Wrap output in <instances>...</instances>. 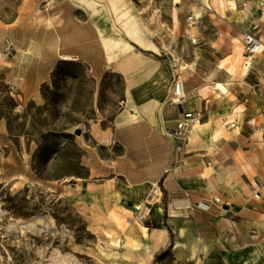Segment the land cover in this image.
I'll return each mask as SVG.
<instances>
[{
  "label": "rangeland",
  "instance_id": "374dc122",
  "mask_svg": "<svg viewBox=\"0 0 264 264\" xmlns=\"http://www.w3.org/2000/svg\"><path fill=\"white\" fill-rule=\"evenodd\" d=\"M238 1L244 5L242 0H224V6L220 0H207L212 10L207 8L201 19L188 21L205 1L133 0L162 57L185 54L188 42L205 43L208 50L215 45V26L220 19L214 10L220 11L224 21L239 20L241 27H245L244 20L251 22L243 31L223 24V36L221 31L217 35L228 43L227 51L246 32L264 40V0H250L254 8L247 18L223 13L235 8ZM31 3L0 0V57L9 51L5 49L8 23L20 22L26 13L35 21L36 7ZM121 90L120 78L91 71L79 61L58 62L34 98L22 95L13 81L0 73V264H111L112 260L102 255L115 250L109 232H118L116 250L121 252L124 234H130L132 226H148L150 209L156 203L162 208L164 194L158 180L145 183L149 189L144 200L134 203L144 177L138 168L156 160L160 147L149 139L133 152L118 139L122 136L112 131L111 119ZM203 95L210 100L215 94ZM219 118L213 119L212 126L221 131L215 162L234 182L228 198L243 191L252 196L254 204L231 211V200L220 197L215 202L213 197L195 208L204 245L189 264L206 260L213 264H264V108L234 127L227 118ZM198 120L202 123L204 114ZM125 154L136 164V172L122 159ZM255 195L260 200L255 201ZM137 205L139 209L134 210ZM145 207L147 214L140 223L138 217ZM121 216L128 220L124 230L118 224ZM133 252L131 259L123 262L118 254L115 261L143 262L141 248ZM142 264H172V258L168 252H159Z\"/></svg>",
  "mask_w": 264,
  "mask_h": 264
},
{
  "label": "crops",
  "instance_id": "0c3cea01",
  "mask_svg": "<svg viewBox=\"0 0 264 264\" xmlns=\"http://www.w3.org/2000/svg\"><path fill=\"white\" fill-rule=\"evenodd\" d=\"M239 2L223 13L250 17L254 2L248 0V7L245 0H242L244 5ZM31 4L36 7L35 21L26 13L20 16V22L8 23L6 35L11 49L6 57H0V73L29 98L38 94L60 61H79L91 71L120 78L122 90L111 119L112 131L122 136L118 139L133 152L139 151L138 146L142 147L149 139L160 147L156 150V160L138 168L144 177L137 187L139 194L133 198L134 203L144 200L149 189L145 183L160 181L164 194L162 208L156 203L150 209L148 226L142 229L132 226L131 237L141 248L144 263L159 252H168L172 264L196 260L204 242L193 211L214 195L226 200L228 189L234 183L215 162L218 161L216 149L209 151L202 142L215 125L213 119L242 120L245 124L264 108V52L253 58L246 75L237 74L230 79L225 92L208 88L206 93L215 94L209 100L199 88L209 79L219 80L225 72L224 67L217 65L229 52L228 43L217 35L221 31L219 34L223 36V24L243 31L251 22L244 20L245 27H241L239 20L224 21L220 11L213 9L220 19L215 26V45L208 50L205 43L188 42L185 54L162 57L153 33L133 0H32ZM180 63L188 64V68L181 70ZM176 75L183 80L186 95L183 103L168 107L164 100ZM238 106L244 108L240 121ZM187 109L204 114L203 131L199 137L182 141L174 135V120L179 112ZM217 141L210 140V143L216 147ZM122 159H127L133 167L130 171H137L136 164L126 154ZM229 200L231 211L248 209L253 203L252 196L243 191H235ZM201 264L213 263L206 260Z\"/></svg>",
  "mask_w": 264,
  "mask_h": 264
},
{
  "label": "bare ground",
  "instance_id": "6f19581e",
  "mask_svg": "<svg viewBox=\"0 0 264 264\" xmlns=\"http://www.w3.org/2000/svg\"><path fill=\"white\" fill-rule=\"evenodd\" d=\"M203 2L205 1V3L203 4V6H200L198 8H196L193 11V15L192 18L195 20H199L202 18L203 14L205 13L206 9L209 8L210 3L207 2V0H202ZM221 5L224 6V0H220ZM173 21H174V25L176 27L178 19H177V12L176 10H174L173 12ZM261 41H264L261 39ZM66 59H70V57H65ZM138 59V58H136ZM136 59H134V61H136ZM134 61H131L132 63ZM195 61H199V57H195ZM245 55L243 52V45L242 42L238 39H236V42L234 44V47L223 57L220 58L217 62V65L219 67H224L225 68V72L221 75L220 79L217 81H211L209 79L210 75H208V81L203 84L200 88L199 91H202V93L205 92V90H207L208 88H217L219 89V91L221 92H225L227 90L226 85L229 83L230 79L235 76V75H246L248 73V69L246 67V65L244 64L245 62ZM204 65V64H203ZM181 70H186L188 68V64H184V65H180L179 66ZM208 69V68H206ZM243 106H238L236 107V111L238 113L239 116V121H240V117L242 116L243 113ZM253 120V119H251ZM239 122L238 121H230L228 124L231 126H236ZM202 123L199 122V120H195L193 127L191 129L190 135H189V139L191 140L193 137H199L200 133H202ZM209 133H207L206 139H204V141L202 142V144L207 148V150L212 151L215 150V146L212 145L210 143V140H214L217 141L219 138H221V131L220 128H213L212 130H208ZM139 209V206H135L134 210ZM264 217V215H263ZM120 220V221H119ZM118 224L119 226L122 228V230H124L125 226L128 225V220L127 218H125L124 216H121V219L118 218ZM142 227V225H141ZM132 229V228H130ZM118 232L116 231H110L109 235H110V242L115 246V250L112 249L110 251V253H104L102 252V255H105L107 257H109L112 260L111 264H117V262L115 261L116 256L118 254L121 255V259L123 260V262L131 259L135 254L133 252L134 249L138 248V243L136 242L135 239H133L130 234H124V238L121 241L122 245V251L119 252L118 250H116V247H118L120 239H118V235H116ZM138 264H142V260L141 259H136Z\"/></svg>",
  "mask_w": 264,
  "mask_h": 264
},
{
  "label": "built area",
  "instance_id": "2783aa9c",
  "mask_svg": "<svg viewBox=\"0 0 264 264\" xmlns=\"http://www.w3.org/2000/svg\"><path fill=\"white\" fill-rule=\"evenodd\" d=\"M192 19H193L192 16L187 17L188 21ZM241 41L243 45V52L245 55L244 64L249 70L250 66L252 65L253 58L256 55L264 52V41H261L260 38L256 37L254 34L249 32L243 34ZM10 48H11V43L8 42L5 49L10 50ZM185 95L186 92H185L183 80L179 78L178 75H176V77H174L169 84V89L167 96L164 100V104L168 107L179 105L183 103ZM198 116H199L198 113L190 109L179 112L177 114L176 119L174 120L173 132L175 137L182 140H188L193 124L195 120H198ZM155 191H156V187L154 188L153 194H155ZM254 200L255 201L260 200V196L255 195ZM214 201L218 202L219 197L214 196ZM146 214H147V208L145 207L143 210H141L140 215L138 217V221L140 223H143Z\"/></svg>",
  "mask_w": 264,
  "mask_h": 264
}]
</instances>
